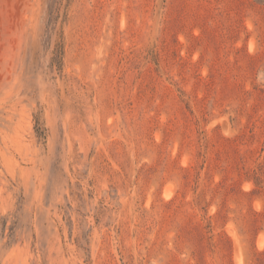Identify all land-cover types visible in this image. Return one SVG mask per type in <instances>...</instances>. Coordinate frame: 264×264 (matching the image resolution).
I'll use <instances>...</instances> for the list:
<instances>
[{"label":"rangeland","instance_id":"1","mask_svg":"<svg viewBox=\"0 0 264 264\" xmlns=\"http://www.w3.org/2000/svg\"><path fill=\"white\" fill-rule=\"evenodd\" d=\"M0 264H264V0H0Z\"/></svg>","mask_w":264,"mask_h":264}]
</instances>
